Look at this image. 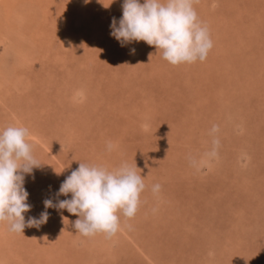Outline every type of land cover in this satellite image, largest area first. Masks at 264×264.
Listing matches in <instances>:
<instances>
[{"label": "rangeland", "instance_id": "obj_1", "mask_svg": "<svg viewBox=\"0 0 264 264\" xmlns=\"http://www.w3.org/2000/svg\"><path fill=\"white\" fill-rule=\"evenodd\" d=\"M122 3L16 1L11 16L36 12L44 30L31 41V25L17 29L29 33L21 43L32 60L2 54L0 130L26 127L41 164L25 176V222L45 199L71 198L56 193L79 163L136 166L145 184L136 215L121 216L110 239L82 236L78 217L57 208L23 235L0 222V264H264V0H196L213 47L178 66L110 36ZM236 109L244 119L226 114Z\"/></svg>", "mask_w": 264, "mask_h": 264}, {"label": "clouds", "instance_id": "obj_2", "mask_svg": "<svg viewBox=\"0 0 264 264\" xmlns=\"http://www.w3.org/2000/svg\"><path fill=\"white\" fill-rule=\"evenodd\" d=\"M195 2L123 0L122 16L119 20L112 18L110 36L122 47L133 41H143L160 50L162 58L173 66L203 62L213 42L208 27L199 20L193 7ZM134 52L135 49H131L130 54ZM217 130L213 126L211 132ZM28 135L29 130L22 126L0 130V222H7L8 231L23 235L25 227L38 228L49 218L47 209L57 208L78 217L73 225L82 236L102 233L110 239L120 230L121 216L131 219L136 215L140 194L145 189L144 177L136 166L122 164L109 171L103 166L79 163L56 193L57 196L71 194V198L55 204L52 199H45V211L39 218L29 217L25 222L24 214L32 207L27 203L29 193L24 187L25 176L41 167L33 155L32 145L27 142ZM218 144L214 139L209 156L217 155ZM112 147L108 142L107 150L111 151ZM160 187L155 184L152 191L156 193Z\"/></svg>", "mask_w": 264, "mask_h": 264}, {"label": "bare ground", "instance_id": "obj_3", "mask_svg": "<svg viewBox=\"0 0 264 264\" xmlns=\"http://www.w3.org/2000/svg\"><path fill=\"white\" fill-rule=\"evenodd\" d=\"M16 1L17 0H0V70L1 73L3 72L2 69V54L3 55H7V51H11L10 53L13 54V56L16 58L20 59V62L27 61V60H32L31 56L29 57L30 53L29 50L30 48L25 49L24 45L21 42H23V39L25 40V36L24 34H28L27 32L24 33H20L18 30H20L18 27L21 26V24H25L27 23L28 25H31L32 28L35 29V32L33 31V34L30 35V39L32 41V38H35L37 36H41L42 35V30H44L43 28H41V24H39L38 22L36 23L35 21L37 20V13L36 12H26V10H24V8H21L19 10V14H15L13 15V17L11 16L13 9L16 8ZM81 3H85V0H80ZM33 5V3H32ZM34 6V5H33ZM40 8V6H36V8ZM37 8V9H38ZM41 10L44 8H40ZM54 10V9H53ZM90 10V9H89ZM16 11V10H15ZM91 11V10H90ZM85 15H88L87 13H85ZM104 16V15H103ZM20 18V19H19ZM26 22H25V21ZM81 20V19H80ZM19 21V22H18ZM45 21V20H44ZM85 21V20H84ZM3 23V24H1ZM21 23V24H20ZM18 29V30H17ZM22 29H23V25H22ZM94 30V29H93ZM34 33L36 35H34ZM25 37V38H24ZM72 38V37H70ZM29 39V40H30ZM62 40V39H61ZM55 43V42H54ZM232 43V42H231ZM22 45V47H21ZM65 45V44H64ZM238 45V44H237ZM255 46V44H254ZM29 47V46H28ZM256 48V46H255ZM258 48V47H257ZM256 48V49H257ZM259 50V48H258ZM47 53V52H46ZM244 53V52H243ZM36 55V54H35ZM34 55V56H35ZM79 55V54H78ZM253 55V54H252ZM81 56V55H80ZM36 58L38 57L35 56ZM34 59V57H33ZM83 60V59H82ZM15 71V69H14ZM4 73V72H3ZM3 83V82H2ZM241 91V90H240ZM233 93V92H232ZM220 95V94H219ZM233 101V100H232ZM239 106V105H238ZM240 107V106H239ZM249 109V108H248ZM159 110V109H158ZM252 111V110H251ZM157 112V111H156ZM258 112V111H257ZM192 113V112H191ZM230 115H229V114ZM227 115H229L230 119L234 121V119L242 120L241 118L244 119V115L240 112L239 109L235 110V114H231L229 111L226 112ZM218 118H221V114H218ZM232 115V116H231ZM236 117V118H235ZM233 118V119H232ZM222 119V118H221ZM220 120V119H219ZM216 121V120H215ZM127 129L130 128L129 124L127 123ZM215 125V123H214ZM217 126V125H216ZM221 126V125H220ZM21 127V126H20ZM226 127V126H225ZM35 128V127H34ZM224 128V127H223ZM228 129V128H227ZM228 133V132H226ZM120 134V133H119ZM118 135V134H117ZM29 137H31V134H29ZM122 136L120 137H116L114 140L116 141V143L113 145L115 148H117V151L119 150V140ZM125 138V137H124ZM122 138V140L124 139ZM152 139V138H151ZM172 139V138H171ZM236 140V139H235ZM239 140V139H238ZM255 140V139H254ZM231 141V140H230ZM249 141V140H248ZM111 142V141H110ZM247 142V141H246ZM238 146V145H237ZM234 147V146H233ZM114 149V148H113ZM185 151V150H184ZM112 153V151L110 152ZM120 153V152H119ZM118 153V154H119ZM250 154V153H248ZM111 155V154H110ZM131 156V155H130ZM123 160V159H122ZM124 164V163H123ZM129 165V164H128ZM213 173V172H212ZM143 217V216H142ZM127 221V220H126ZM130 223V222H129ZM128 223V224H129ZM127 224V225H128ZM121 225L122 222H121ZM123 228V226H121ZM120 227V228H121ZM121 228V229H122ZM96 247V246H95ZM140 248V247H139ZM191 259V258H190ZM58 264V263H57Z\"/></svg>", "mask_w": 264, "mask_h": 264}]
</instances>
